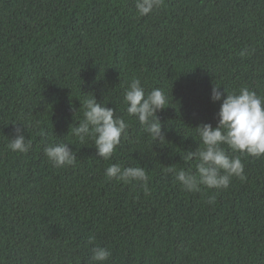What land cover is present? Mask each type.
Listing matches in <instances>:
<instances>
[{
  "label": "trees",
  "instance_id": "1",
  "mask_svg": "<svg viewBox=\"0 0 264 264\" xmlns=\"http://www.w3.org/2000/svg\"><path fill=\"white\" fill-rule=\"evenodd\" d=\"M133 78L170 102L165 143L125 111ZM213 85L264 95V0H164L143 17L135 0H0V264H89L90 236L107 264H264V156L229 152L246 178L218 190L164 172L189 168L194 128L216 125ZM91 95L129 123L107 161L72 134ZM15 127L27 153L7 146ZM48 143H68L76 165L54 167ZM113 163L143 166L148 191L107 179Z\"/></svg>",
  "mask_w": 264,
  "mask_h": 264
},
{
  "label": "clouds",
  "instance_id": "2",
  "mask_svg": "<svg viewBox=\"0 0 264 264\" xmlns=\"http://www.w3.org/2000/svg\"><path fill=\"white\" fill-rule=\"evenodd\" d=\"M163 2L164 0H135V9L143 17L159 9ZM210 99L213 102L220 101L216 113L218 120L215 126L200 123L194 128L195 135L199 138L197 147L194 151L183 152L181 157L189 164V168L167 166L164 169L165 173L173 174L187 192H198L202 185L208 189L227 188L233 177L244 180L246 177L240 156L230 155L229 152L255 158L264 156V95H258L247 87L226 92L213 85ZM123 103L126 113L136 119L143 133L150 135L153 142H166L157 113L170 102L160 88H152L146 93L141 80L133 78L124 90ZM82 112L83 118L72 128V134L81 142L86 137L90 138L96 149V156L105 161L110 160L121 143V137L127 135L129 123L117 116L112 107L98 102L93 95L83 100ZM23 129L25 130L24 126ZM14 132L15 135L8 138V148L13 152L27 153L31 142L25 138L21 127H15ZM43 152L56 168L76 165V152L68 143H48ZM192 163L195 166L194 171ZM104 175L109 180L135 182L145 192L148 191V176L143 166L113 163L104 169ZM207 203L214 204L215 196L210 195ZM86 243L94 245L89 264H107L112 255L111 251L95 245L94 237L91 236Z\"/></svg>",
  "mask_w": 264,
  "mask_h": 264
}]
</instances>
